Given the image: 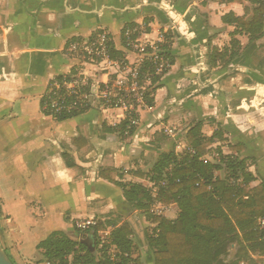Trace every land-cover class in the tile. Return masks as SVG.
<instances>
[{"label":"crops","instance_id":"1","mask_svg":"<svg viewBox=\"0 0 264 264\" xmlns=\"http://www.w3.org/2000/svg\"><path fill=\"white\" fill-rule=\"evenodd\" d=\"M250 7L245 0H0V244L12 264H47L37 245L54 232L78 241L74 222L86 218L110 233L128 224L131 258L152 264L146 235L154 236L156 225L119 184L142 185L152 198L149 214L175 220L176 204L157 200L164 183L151 180L152 168L162 155L188 156L196 124L202 140L216 134L202 155L220 167L213 181H242L220 163L230 156L245 159L255 179L247 189L264 182V39L248 45L236 35L238 57L228 65L211 58L230 46L235 30L222 17H243ZM129 26H143L149 43L167 36L172 61L137 127L128 130L120 110L46 116L41 97L50 78L77 65L65 55L68 41L104 31L120 48ZM249 256L242 263L264 264V255Z\"/></svg>","mask_w":264,"mask_h":264},{"label":"trees","instance_id":"2","mask_svg":"<svg viewBox=\"0 0 264 264\" xmlns=\"http://www.w3.org/2000/svg\"><path fill=\"white\" fill-rule=\"evenodd\" d=\"M225 3H241L242 0H216ZM251 9L245 8L243 17L227 14L222 17L224 24L234 26L230 46L219 52L213 50V60L224 61L228 65L241 53V46L236 35H245L248 45L264 39V0H245ZM249 15L248 18H246ZM165 40L168 38L164 36ZM208 40V44L210 43ZM264 47L260 45L259 48ZM167 50V45L162 46ZM120 55V53H118ZM172 63V61H171ZM264 64V61H263ZM155 92V91H154ZM126 125V123H125ZM200 124H196L187 134V139L195 155L185 156L177 161L173 153L162 155L152 168V181L163 182L157 200L164 204H176L178 216L175 220L155 217L149 214L152 203L150 192L140 184H119L126 201L142 211L148 220L155 224L154 236L146 235V243L152 254V264H240L250 259V253L264 255V242L256 220L264 217V182L257 187L247 189L255 179L245 172V159L230 156L221 158L222 167L243 178L237 186H230L226 181H213L212 172L220 167L200 160L204 150L211 145L210 140H202ZM133 129H130L132 131ZM236 150L237 147H235ZM197 175L211 184V190L205 186L196 187ZM103 226H96L92 236ZM86 233V232H85ZM131 229L122 225L111 233L112 242L130 257L135 250L129 239ZM95 251L73 241L65 234L54 232L37 245L43 251V257L54 264H67L72 256L73 264H100L97 256L98 243L94 242ZM235 249L229 258V250ZM133 259H123L121 264H129ZM135 263L137 260H134Z\"/></svg>","mask_w":264,"mask_h":264},{"label":"built area","instance_id":"3","mask_svg":"<svg viewBox=\"0 0 264 264\" xmlns=\"http://www.w3.org/2000/svg\"><path fill=\"white\" fill-rule=\"evenodd\" d=\"M144 34L143 26L124 27L120 48L104 31L69 40L64 52L77 65L68 74L50 78L41 97L43 113L53 119H68L92 110H120L126 128L137 127L140 113L151 110L154 91L172 64L167 50L162 48L165 38L162 37L158 44L149 43L143 40ZM165 133L173 136L171 130L167 129ZM188 155H195V150L188 149ZM174 156L181 161L183 152ZM212 157L219 158V154L214 152ZM200 160L207 161L204 157ZM195 186L211 190V184L199 175ZM96 226V221L88 218L74 222L77 232L91 238ZM256 226L262 234L260 241L264 242V217L256 220ZM94 242L98 243L100 264H121L123 259H132L112 242L109 231L98 230ZM67 261V264H73L72 256ZM129 264L135 263L132 260Z\"/></svg>","mask_w":264,"mask_h":264},{"label":"water","instance_id":"4","mask_svg":"<svg viewBox=\"0 0 264 264\" xmlns=\"http://www.w3.org/2000/svg\"><path fill=\"white\" fill-rule=\"evenodd\" d=\"M78 242L85 245L91 252L95 251V244L91 237L86 234H80ZM0 264H12L9 258L6 256L1 244H0Z\"/></svg>","mask_w":264,"mask_h":264},{"label":"rangeland","instance_id":"5","mask_svg":"<svg viewBox=\"0 0 264 264\" xmlns=\"http://www.w3.org/2000/svg\"><path fill=\"white\" fill-rule=\"evenodd\" d=\"M250 8H252V7H250ZM264 51V50H263ZM221 176V178H223V175H220ZM4 215H3V213H2V211L0 210V220H1V218L3 217ZM1 227V226H0ZM78 240H79V238H78ZM42 251V250H41ZM234 252H235V249H230L229 250V252H228V254H229V258H232L233 256H234ZM41 254H43V251H42V253ZM47 261V260H46ZM45 262V261H44ZM13 263V262H12ZM33 264H38V263H33ZM47 264H54V262L53 261H47ZM146 264V263H145ZM242 264H247V263H242Z\"/></svg>","mask_w":264,"mask_h":264}]
</instances>
